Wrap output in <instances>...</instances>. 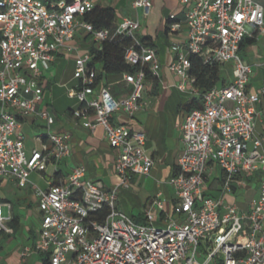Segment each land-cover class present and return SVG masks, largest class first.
Wrapping results in <instances>:
<instances>
[{
  "label": "built area",
  "instance_id": "1",
  "mask_svg": "<svg viewBox=\"0 0 264 264\" xmlns=\"http://www.w3.org/2000/svg\"><path fill=\"white\" fill-rule=\"evenodd\" d=\"M107 1L0 0V180L14 179L25 187L33 171H45L50 163L70 157V133L52 128L53 115L38 105L44 73L62 48L77 51L69 42L78 31L90 34L98 50L118 36L132 39L124 60L135 70L122 73V81L130 85L125 96L114 98L90 53L75 57V84L67 94L78 103L73 116L90 130L101 126L115 149L118 185L128 186L131 175L150 173L154 159L146 153L144 132L114 119L133 118L142 108L146 70L158 78L160 62L155 49L137 37V15L120 18L113 29L96 30L83 19ZM128 1L135 11L140 8L144 17L149 15L151 0ZM179 3L186 38L170 64L179 79L177 89L200 96L188 74L192 54L206 64L230 66L232 78L203 94L201 105L190 109L180 124L184 146L177 171L167 181L176 195L173 216L166 214L160 225L154 222L152 209L163 212L165 201L157 192L145 222L134 221L117 207V186L106 190L86 176L83 165L75 166L45 189L32 185L39 210L35 248L47 253L50 264H264V139L254 128L264 81L250 89L253 67L238 55L246 37L264 34V0ZM169 19V30L179 31L176 16ZM28 115L41 118L47 127L37 137L40 147L29 153L20 130V118ZM212 165L224 173L223 193L260 174L258 195L248 209L206 193ZM12 219V204L0 201V233H12Z\"/></svg>",
  "mask_w": 264,
  "mask_h": 264
},
{
  "label": "crops",
  "instance_id": "2",
  "mask_svg": "<svg viewBox=\"0 0 264 264\" xmlns=\"http://www.w3.org/2000/svg\"><path fill=\"white\" fill-rule=\"evenodd\" d=\"M151 2L152 8L147 17L142 15L140 8L137 11L132 9L128 0H108L105 3V6L114 7L117 20L124 16H138L140 29L137 32V37L139 40L144 38L146 42L152 43L160 62L159 77L148 78L145 81L142 108L133 118L121 116L119 119H114L144 132L146 153L154 159L150 173L148 175H131L128 186L118 185L119 180L114 171L116 151L106 140L103 128L96 126L90 130L84 127L81 121L73 116V110L78 107L77 102L67 105L66 108L56 106L57 103H61L63 94L70 98L67 91L74 86L75 80L72 75L57 84V81L53 82L47 79L46 74L55 73L61 58L70 61V67L74 72V59L77 54H92L91 48L96 49L93 37L89 43L87 40L91 35L78 31L69 42L77 51L69 53L65 48H62L55 54L49 69L44 73L41 81L44 92L38 105V109L48 110L53 115L52 128L58 132L68 131L70 133L71 155L56 165L50 163L45 171H33L29 177L30 182L25 187H19L14 179H1L16 188H28V191H20L19 194H15L14 202L2 200L12 204V212L18 216V224L12 228L11 234L0 233V264H41L42 253L36 252L35 248L39 231L38 220H36L39 210L32 185L45 189L51 183H58L67 177L71 169L78 165H83L86 168V176L100 187L109 190L117 186V207L134 221L145 222V211L153 208L151 203L157 192L162 193L165 201L163 212L152 209L155 215L154 222L160 225L166 221V214L172 215L176 195L173 187L167 181L177 171V158L184 146L180 124L187 112L200 106L201 102L190 93H184L177 89L176 84L179 79L170 69L177 45H180L186 38L183 23L184 8L179 0H151ZM170 15H175L176 21L180 22L181 29L177 32H171L168 28ZM261 36L264 34L258 33L254 37L246 38L256 41ZM253 43L245 45L249 56L244 59L253 67L249 82L250 89L258 88L264 81V50L256 49L254 51ZM81 45L82 49L79 48ZM95 65L100 68L99 63ZM229 68L231 70L230 66ZM221 78L224 83H227L232 76L226 79ZM103 81L116 99L125 96L130 90V85L122 81V73L104 75ZM56 86L62 88L63 91L58 94ZM47 91H50L51 94L46 93ZM195 99L197 103L194 102ZM255 108V134L264 139V95L256 102ZM20 122L25 149L29 153L32 149L40 147L37 137L44 135L47 127L41 118L34 115L21 117ZM223 174L219 166H211L206 193L214 198H222L224 203L235 204L240 210L248 209L252 200L258 195L260 174L255 172L252 177L246 179L241 188L234 183L230 193H223ZM242 189L253 192L246 196L243 193L239 195L238 191ZM26 192L30 198H27ZM17 206L19 210L16 209ZM3 211L6 213V208ZM26 249L29 250L28 255L22 256Z\"/></svg>",
  "mask_w": 264,
  "mask_h": 264
},
{
  "label": "trees",
  "instance_id": "3",
  "mask_svg": "<svg viewBox=\"0 0 264 264\" xmlns=\"http://www.w3.org/2000/svg\"><path fill=\"white\" fill-rule=\"evenodd\" d=\"M49 1V0H48ZM59 1V0H53ZM67 3L73 0H64ZM83 19L92 24L94 29H113L117 22V14L114 7L96 5L91 11L83 15ZM140 41L145 45L153 46L152 43L146 42L144 38ZM254 42L252 38H245L240 46L242 49L245 45ZM132 45V39L128 36H118L112 41H106L102 44L100 50L91 48L93 54V64L99 63V78L108 74H121L123 72H132L135 67L129 66L124 60V54L128 47ZM190 67L188 74L194 79V85L200 92L198 99L201 102L202 95L208 92L215 85L222 83L224 80L220 76V65L218 63L206 64L196 55L189 56ZM156 79L148 70H146V79ZM194 100L196 102L197 100ZM197 103V102H196ZM198 107V106H197ZM249 180V179H248ZM12 228L18 224V216L13 213V219L9 223ZM41 264H50L48 255L41 256Z\"/></svg>",
  "mask_w": 264,
  "mask_h": 264
},
{
  "label": "rangeland",
  "instance_id": "4",
  "mask_svg": "<svg viewBox=\"0 0 264 264\" xmlns=\"http://www.w3.org/2000/svg\"><path fill=\"white\" fill-rule=\"evenodd\" d=\"M50 1L52 2L53 0H50ZM43 2L45 4H47L48 0H43ZM91 39H92V36H90L87 41L90 43ZM252 45H253L252 48L254 51L256 49H260L261 51H263L264 50V36L258 37L257 40L254 41V43ZM79 48L82 49V45L79 46ZM238 55L242 59L247 58L249 56V54L247 52V46H244L242 49H240L238 51ZM220 74H221V77H223L225 79L230 78L231 77V70H230L229 66L228 65H221L220 66ZM72 75H73V70L70 67V61L68 59L61 58L59 64L57 65L55 73L52 72V73L46 74V78L50 79L53 82L57 81L58 82L57 84H60L61 82L67 80ZM109 75H111V74H109ZM55 89H56L58 94H59V92L61 93V91H63V89L59 88L58 86H56ZM46 93L51 94L50 91H47ZM73 103H76V101L74 99H70L67 97V95L63 94V99L61 100V103H57L56 106L59 108H66L67 105L73 104ZM1 182H3L2 184L0 183V200L1 201L2 200H9V201L14 202L15 194H19L20 191H23V192L28 191L27 190L28 188H25V189L20 188L19 189V188H16L15 186H13L11 183L6 184V182H4V180H1ZM252 192L253 191H250V190L246 191L245 189H242V190L238 191V194L240 195L243 193L246 196L248 194L250 195ZM26 196H27V198H30L28 192H26ZM16 209L19 210V207L17 206ZM172 216H173V214H172ZM36 220H39L38 217L36 218ZM198 249L203 250L201 245L198 247ZM45 255H47V253L41 254V256H45ZM210 264H212V263H210Z\"/></svg>",
  "mask_w": 264,
  "mask_h": 264
}]
</instances>
